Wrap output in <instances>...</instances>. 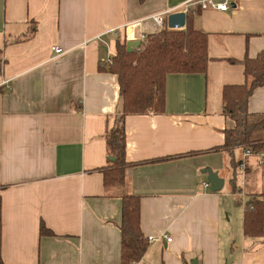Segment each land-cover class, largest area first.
Masks as SVG:
<instances>
[{"label":"crops","instance_id":"1","mask_svg":"<svg viewBox=\"0 0 264 264\" xmlns=\"http://www.w3.org/2000/svg\"><path fill=\"white\" fill-rule=\"evenodd\" d=\"M187 1L0 0L3 263L120 264L121 199L133 195L144 237L171 238L149 243L137 264H264V225L260 238L242 232L248 196L261 195L264 205V151L246 159L241 196L242 181L234 190L231 157L221 150L233 126L221 112L222 88L246 82L243 67L227 60L264 50V0L190 10L208 36L206 75H168L162 113L125 117L126 183L103 186L104 133L121 99L116 77L99 63L118 41L159 32L151 17L181 12ZM248 112L264 115V86ZM256 136L264 139V130ZM242 153L235 149L233 158ZM204 169L226 190L204 189ZM41 224L52 235L41 236Z\"/></svg>","mask_w":264,"mask_h":264},{"label":"trees","instance_id":"2","mask_svg":"<svg viewBox=\"0 0 264 264\" xmlns=\"http://www.w3.org/2000/svg\"><path fill=\"white\" fill-rule=\"evenodd\" d=\"M142 1V0H141ZM207 34L193 25V16L186 13L183 29L170 30L164 27L155 34L144 37L140 45L127 50L124 42L115 45L112 58L101 65L99 71L114 75L117 79L121 112L107 124L104 139L109 158L103 173V186H124L126 169L124 120L127 115L162 113L165 106V82L168 75H206L211 59L207 52ZM240 64L246 82L242 85H226L221 93V112L232 123V128L224 131V150L231 157V183L236 190L240 160H235L234 150L249 149L251 155L264 151V139L257 133L264 130V115H251L248 102L253 92L264 86V50L254 58L247 54L242 60H227ZM3 61L0 52V73ZM218 150V149H217ZM246 171V170H245ZM121 255L120 264H137L146 253L149 242L140 227V199L138 196L124 195L121 199ZM264 205L261 195H249L243 207L242 232L247 238H260L263 235ZM41 236L52 232L40 225ZM0 264H5L0 259Z\"/></svg>","mask_w":264,"mask_h":264},{"label":"built area","instance_id":"3","mask_svg":"<svg viewBox=\"0 0 264 264\" xmlns=\"http://www.w3.org/2000/svg\"><path fill=\"white\" fill-rule=\"evenodd\" d=\"M233 0H189L187 1L182 7H181V12H184L185 14L187 12H190L191 9H200V10H206V9H212L215 11L219 12H225L227 11L230 6L231 2ZM167 14H158L154 15L151 17V20L153 21L154 25L159 29H163L164 27L167 28L166 26V21H167ZM51 50L54 52L55 55H62L63 50L58 48V47H52ZM251 155V151L249 149H245L242 153V157L240 159V164H239V172L241 176V187L239 194L243 196V187H244V179H245V170H246V159ZM210 184L208 182H203L202 187L204 189L209 188ZM165 239L167 242L171 241V238L167 234H160L154 237L148 238L149 243H155L159 240Z\"/></svg>","mask_w":264,"mask_h":264},{"label":"water","instance_id":"4","mask_svg":"<svg viewBox=\"0 0 264 264\" xmlns=\"http://www.w3.org/2000/svg\"><path fill=\"white\" fill-rule=\"evenodd\" d=\"M185 23H186V14L184 12L173 13L167 16V21H166L167 29L170 30L183 29L185 27ZM140 43H141L140 41H128L126 43L127 50L131 51L137 48L140 45ZM109 160L113 161L114 159L110 158ZM202 173L207 175L208 183L212 184V187L210 188L211 192L215 193V192H220L222 190L224 181L222 178L218 176L216 172H213L211 169H204Z\"/></svg>","mask_w":264,"mask_h":264},{"label":"rangeland","instance_id":"5","mask_svg":"<svg viewBox=\"0 0 264 264\" xmlns=\"http://www.w3.org/2000/svg\"><path fill=\"white\" fill-rule=\"evenodd\" d=\"M236 181H237V182L241 181L240 172H239V174L237 175V179H236ZM225 190H226V186H225V188H224L222 191H225ZM234 229H235V228H234ZM233 232H234V230H233Z\"/></svg>","mask_w":264,"mask_h":264}]
</instances>
